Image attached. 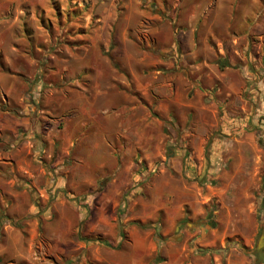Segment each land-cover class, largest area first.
Returning <instances> with one entry per match:
<instances>
[{
    "label": "rangeland",
    "instance_id": "obj_1",
    "mask_svg": "<svg viewBox=\"0 0 264 264\" xmlns=\"http://www.w3.org/2000/svg\"><path fill=\"white\" fill-rule=\"evenodd\" d=\"M172 1L0 0V109L17 113L29 102L40 110L43 132L56 117L83 118L91 102L94 109L101 107L100 92L109 88L113 104L107 114L115 120L109 124L100 118L101 127L89 123L77 130L79 145L65 163L88 164V178L67 176L61 185L57 179L63 174L51 176L46 170L35 187L48 195L38 204L37 221L16 225L21 234L8 254L0 255V264H169L172 250H184L186 260L195 253L213 259L237 247L233 241H244L245 234L233 229L251 220L247 212L234 215L235 207L246 201L230 194L225 199L205 197L207 184L218 181L210 170L216 168L209 151L213 137H205V150L198 157L195 150L202 147L203 137L193 130L214 120L176 121V134L161 120L164 112L144 99L147 92L153 104L162 100L169 109V24L179 31L178 18L187 24L198 16L190 2L183 10L173 9ZM191 27L188 23L183 29ZM190 98L200 99L194 91ZM147 112L162 122L143 119L138 130L133 117ZM122 118L123 127L118 128ZM137 132L142 136L135 137ZM102 136L110 139V146L102 144ZM134 139L148 150L137 147L140 151L135 152ZM42 155L45 164L53 163L52 157ZM196 156L206 169L192 165ZM35 161L28 157L27 162ZM58 192L66 199L61 203L56 201ZM255 234L251 256L256 264L264 253V246L261 251L257 247L264 241V220Z\"/></svg>",
    "mask_w": 264,
    "mask_h": 264
},
{
    "label": "crops",
    "instance_id": "obj_2",
    "mask_svg": "<svg viewBox=\"0 0 264 264\" xmlns=\"http://www.w3.org/2000/svg\"><path fill=\"white\" fill-rule=\"evenodd\" d=\"M172 2L173 9L180 7L183 10L188 8L185 3L190 2L191 8L198 10V16L190 18L188 23L192 27L187 30L183 26L188 23L185 24L181 18L177 19L181 30L177 28L173 31L169 24V109L162 100L153 104L147 92H143L144 99L151 106L154 105V110L164 112L165 117L161 120L166 121V127L169 122V130L176 134L179 121L183 124L185 120H194L196 117L203 122H207L208 118L214 120L215 124L193 130L198 137H203L202 147L198 146L195 150L198 157L205 150V137H213L209 151L213 154L211 161L216 168L210 170L217 173L215 177L218 181L215 186L207 184L205 197L208 199L217 195L225 199L230 194L234 200H245L246 206L237 205L234 215H245L247 212L251 220L233 229L245 234L244 241H233L237 247L222 253L223 257L218 254L213 259H206L195 253L186 260L184 250L181 252L176 249L169 251V264H255L251 248L255 233L259 232L264 220V0ZM226 9H230V12H226ZM183 10L182 15L186 13ZM231 26H235V29ZM189 74L192 80L188 79ZM192 91L200 98L198 102L190 98ZM100 93L103 96L101 107L94 109V103L91 102L89 107L86 106L83 118L75 117L76 114L56 117L43 132L40 110H36V106L29 102L24 103L17 113L14 108L0 109V255L8 254L9 248H13L14 238L20 236L21 231L16 225L21 226L25 222L34 224L37 221L38 204L48 195L46 189L37 191L35 187L40 184L39 180L46 170H50L48 175L51 176L53 172L60 171V175H63L58 177L57 184L61 185L66 183L67 176L70 179L88 178L87 172L91 170L88 164H66L65 161H69L75 145H79L76 135L78 129L89 123L90 127L95 124L101 127L98 124L100 118L109 124L115 121L114 115L107 114L113 104L112 97L108 95L109 88ZM122 97L126 101V96ZM97 110L102 111V114ZM135 115L133 120L138 122V130L143 119L155 120V125L156 120L162 122L158 115L154 117L151 112ZM218 118L221 126L218 125ZM123 123L122 118L118 121V128H122ZM186 134L189 135L188 132ZM259 134L263 137V143ZM149 136L153 135L149 133ZM172 136L169 134L171 140ZM109 140L102 136L101 142L110 146ZM139 141L134 139L135 144L131 148L135 152L139 149L148 150L138 144ZM90 143L92 145L95 141L91 139ZM84 144L81 143L83 147ZM122 147L120 145L118 149L122 151ZM80 151L87 152L84 148ZM31 153L32 156L29 155ZM21 154L25 156L24 161ZM41 154L45 158L52 157L53 163L45 164V161L40 160ZM28 157L37 161L29 163ZM198 157L192 158V165L200 164L199 170L203 166L206 169V165L197 160ZM172 161L173 164L177 163L176 160ZM105 167L102 164V168ZM51 181L46 179L45 184L51 187ZM63 195V192H58L57 203L66 200ZM258 203L263 205L259 213ZM47 212L43 211L44 214ZM255 216H258V221L254 219ZM206 244L212 246L210 242ZM239 244L245 247L240 248ZM256 264H264V258Z\"/></svg>",
    "mask_w": 264,
    "mask_h": 264
},
{
    "label": "water",
    "instance_id": "obj_3",
    "mask_svg": "<svg viewBox=\"0 0 264 264\" xmlns=\"http://www.w3.org/2000/svg\"><path fill=\"white\" fill-rule=\"evenodd\" d=\"M263 246H264V241H261L259 244H258V251H261L262 250V248H263ZM264 258V253H259V256H258V259H257V261L259 262L261 259H263Z\"/></svg>",
    "mask_w": 264,
    "mask_h": 264
},
{
    "label": "trees",
    "instance_id": "obj_4",
    "mask_svg": "<svg viewBox=\"0 0 264 264\" xmlns=\"http://www.w3.org/2000/svg\"><path fill=\"white\" fill-rule=\"evenodd\" d=\"M259 139L261 140V143H263V141H262V138H261L260 134H259Z\"/></svg>",
    "mask_w": 264,
    "mask_h": 264
}]
</instances>
